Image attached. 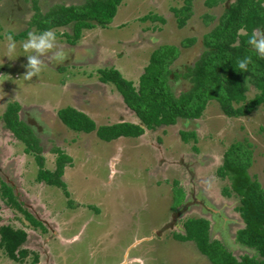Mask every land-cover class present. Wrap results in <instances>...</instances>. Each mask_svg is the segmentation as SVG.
<instances>
[{
	"label": "rangeland",
	"instance_id": "rangeland-1",
	"mask_svg": "<svg viewBox=\"0 0 264 264\" xmlns=\"http://www.w3.org/2000/svg\"><path fill=\"white\" fill-rule=\"evenodd\" d=\"M85 1L0 0V114L8 102L25 107L50 104L66 108L73 101L70 91L74 89V94L82 91L88 98L83 106L90 107L87 110L96 119L97 127L104 124L105 115L116 117L117 112L106 107L107 99L93 94L92 81H98V76H94V52H91L92 63L89 61L83 66L70 63L69 55L63 63L50 59L46 63L42 57L45 68L39 76L31 80L23 77L26 55L30 53L23 51L21 42L29 31H42L36 29L38 22L35 21L50 8L71 5L77 9ZM186 1L188 17L180 29L175 28V17L170 16L168 8H181L186 5L184 0H123L108 22L99 26L91 21L89 27L80 28L76 39L70 24L50 29L57 33L58 47L67 40L80 46L86 42L88 50L94 43L92 38H97L102 45L97 58L105 59L103 63H106L109 56L112 60L117 54L113 60L115 67L105 69L116 70L126 81L135 80L153 50L177 51L179 61L171 66V62L166 63L163 77L168 91L177 94L187 85L182 80L172 86L169 84L174 80L170 79L171 75H175L181 65L192 63L199 56L201 40L199 42L198 38L212 27L223 7V4L207 7L206 0ZM146 14H165L166 20L161 28L158 27L157 42L134 47L129 39L131 43L126 45L127 50L120 53L124 46L118 45L121 38L123 42V38L137 29H146L148 33L152 31V25L159 26L157 21H142ZM9 33L14 37L20 35L15 38L17 50L11 59L6 56ZM135 60L138 62L136 68ZM253 93L254 90L248 87L245 98H250ZM112 108L116 110L114 106ZM183 120L178 118L176 125L159 129H143L136 137L116 138L115 142L100 141L92 131L81 135L61 125L62 132L67 129L68 133H62V137L58 135L61 142L53 151L54 156L49 157L46 149L41 151L39 169H52L56 158L64 156L69 166H66L67 170L64 171L65 166L61 170L63 188L32 181L38 167L29 153L22 154L23 144L16 142L12 147L14 153L22 152L14 157L20 161L24 158L22 178L26 183L28 180L34 183L18 191L22 203L16 202L39 226H31L20 211L0 199V226L21 230L23 241L13 252L25 250L23 256H17L18 260H12L0 249V264H210L191 241L176 239L177 234L183 233L181 224L187 218L206 219L208 240H217L234 257L253 256L251 249L234 241V232L237 227H242L234 211L237 197L232 192L227 196L220 194L228 182L217 177L215 169L228 144L248 143L250 164L246 172L264 187V103L246 116L227 118L211 100L198 118L187 120L190 124L183 125ZM5 130H2V138L0 134V142L8 139ZM178 130L187 131L185 142L179 139ZM141 135L146 138L142 140ZM146 139L150 143H146Z\"/></svg>",
	"mask_w": 264,
	"mask_h": 264
},
{
	"label": "trees",
	"instance_id": "trees-1",
	"mask_svg": "<svg viewBox=\"0 0 264 264\" xmlns=\"http://www.w3.org/2000/svg\"><path fill=\"white\" fill-rule=\"evenodd\" d=\"M123 0H87L75 7L50 8L35 21L36 29L45 30L50 27H62L70 24V31L76 39L80 28L89 27L91 21L99 26L104 25L112 17L116 6ZM223 3L222 11L216 22L207 32L201 35L202 51L191 66H185L181 74L171 75L186 79L189 87L174 95L169 92L163 80L165 66L174 59L177 51L158 48L149 55L147 65L137 76L136 84L121 79L113 69H96L98 81L113 86L119 94L122 103L138 120V124L116 123L114 125L95 127L94 123L84 114L67 106L57 111L60 122L74 131H93L102 141H109L119 136L136 137L143 129H154L161 126H171L176 120H192L200 116L205 104L214 101L220 113L227 118L242 117L252 112L264 103V59L256 57L254 50L247 44L248 36L253 29L264 30V0H218ZM215 0L204 4L210 7ZM34 2H32L33 4ZM178 9L168 8L175 17V26L180 28L188 17V2ZM173 10V11H172ZM209 20L211 17L206 16ZM163 24L164 17L159 15H143L142 21ZM152 29L159 26L152 25ZM25 33L21 34L24 35ZM18 34L14 38H18ZM66 38V37H65ZM67 44H74L72 41ZM182 42V41H181ZM180 42V43H181ZM161 50V48H159ZM253 56V64L248 72H240L237 60L245 55ZM251 87L252 96L245 98V93ZM17 104L7 103L0 114L2 126L11 136L23 144V152L29 153L38 170L35 179L46 185L63 188L59 179L64 156L56 158L52 170L39 169L41 165L40 148L28 128L16 117ZM187 131H177L179 139L186 140ZM188 134V133H187ZM194 138V135L193 137ZM194 140V139H192ZM54 151V150H52ZM250 164V149L248 143L233 142L222 152L220 164L215 169V175L225 178L227 187H222L220 194L229 195L232 192L237 197L234 211L238 214L242 227L234 232V241L249 248L253 256L242 254L234 257L229 250L217 240H208V222L203 218H187L181 226L183 233L176 235L181 241H191L199 254L210 264H264V187L251 179L246 169ZM0 199L8 206H14L33 226H39L29 214L21 210L19 204L9 189L0 184ZM24 238L21 230H12L8 226H0V249L9 259L15 260L23 256L24 249L14 253ZM34 259V258H33ZM32 259V260H33Z\"/></svg>",
	"mask_w": 264,
	"mask_h": 264
},
{
	"label": "crops",
	"instance_id": "crops-1",
	"mask_svg": "<svg viewBox=\"0 0 264 264\" xmlns=\"http://www.w3.org/2000/svg\"><path fill=\"white\" fill-rule=\"evenodd\" d=\"M216 4H223V3L219 2L218 0H216V2L213 3L212 5H216ZM168 13H170L169 9H168ZM162 16L166 20L165 14L162 15ZM170 16L172 17L171 13H170ZM162 25L163 24H159V27L161 28ZM184 25H185V23L180 28H182ZM175 28H177V27H175ZM147 30H149V29H147ZM151 30H152L151 32L147 33L146 29L143 30V31L137 29V31L134 32L133 34H131L129 37L123 38V42H122V38H121L119 40V42H118L119 43L118 45L123 44L124 46H123V48H122L120 53H123V50H127L126 45H128V43L129 44L131 43V41H129V39L132 40V45L134 47H142V46L147 45V44L153 45L158 40L159 34H157V32L159 33L160 30L159 29L158 30L151 29ZM200 37L198 38L199 42L201 40ZM92 40H93L94 43H91V47L88 50L86 49L88 47V45H86V42L85 43L83 42L81 44V46H80L79 44H76V43L75 44H67L66 42L63 41L64 43H61V47L63 49H67L68 50L66 53H67V56L68 55L71 56L70 57L71 59H69V61L72 64H75V65H78V66H83L84 63L85 64L89 63V61L92 63L91 52H94L93 54H95V56H96L95 59H94V63H95V66H96L95 69H99V68H104L105 69V68H109V67H115L113 60L116 58L115 56L117 54H115L114 59H112V60L110 59V56H109V58L106 61V63H103L105 61V59H98L97 58L98 57V53L97 52H99V50L102 49V45L100 44V42L98 43L97 38L96 39L92 38ZM93 45H94L95 49L93 48ZM105 50L106 49H104V51ZM177 50H178V48H177ZM129 51L130 50L126 51L124 54L128 55ZM201 51H202V46L199 47V52L201 53ZM86 57H88V58H86ZM197 58H198V56L195 58V60ZM43 59L47 63L48 62L47 59H49V56H45V57H43ZM176 61H179V56H177V54L174 57V59L171 61L170 66L172 65V63H174ZM137 63L138 62L135 60L136 66L134 68L137 67V65H138ZM192 63H188L186 65H181V69L175 70V71H177L176 73H178V74L183 73L184 67L185 66L189 67V66L192 65ZM141 72H142V70L140 69L139 72H138V75ZM94 76H96V73L94 74ZM170 79H172V78H170ZM136 80H137V77L135 78V80L133 79L132 81H129V80L128 81L131 82L132 85H135L136 84ZM182 80L187 85L186 88L184 89V90H186L189 87V84H188L186 79H183L181 77H178L176 80H170L169 84L176 85V84L179 83V81H182ZM92 87H93V90H94L93 94L94 95L98 94L97 97L99 96L100 98L105 97L107 99V102H106L107 106L106 107H108L110 109V111L117 112L116 113V117L113 116V115H112V117H109V115H105V118L103 120L104 124L101 125V126H107V125H109V123H124V122L131 123V124H138V120L133 115V113L128 108H126V106L122 103L119 94L115 91V89L113 88L112 85H110L108 83H101V82H99L97 80H93L92 81ZM104 88H107V90L106 91H102V89H104ZM73 90L70 91V96L72 97L73 101H71L68 106L71 107L72 109L84 114L87 118H89L91 121H93L94 126L97 127L96 123H95L96 119L87 110V108L89 106L88 105H87V107L83 106L84 102L88 98H86L84 96V93L82 91L79 92L80 94H77V93L74 94ZM184 90H181V91H184ZM181 91H179V92H181ZM179 92H177V94ZM173 94L177 95L175 92H173ZM74 95L75 96L78 95L79 97H74ZM92 98H96V96L92 97ZM54 106H52L50 104H46V105L31 104L28 107L19 105V106H17V111H16V117H17L18 121L23 123L28 128V130L30 131L31 135L38 142V144H37L38 147L39 146L43 147L42 150L40 149V153H41V151L45 152V149H46V153L48 154L49 157L50 156H54V153H53L52 150H55V148L59 147V144H60L59 142H61V141H60V137L58 135L61 134V137H62V133H68L67 129H65L64 126H63V128L66 131L62 132L60 127L63 124L60 122L59 118L57 117V111L60 110V107H58L57 105H54ZM112 106H114V109H116V110H113ZM109 109H107V110H109ZM193 120L194 119H192L191 121H193ZM188 123L190 124V121L189 122L187 120H183L182 121L183 125H186ZM173 125H176V124H173ZM159 128L160 127H156V129H159ZM0 129L5 130L4 127L2 126L1 120H0ZM2 130H0L1 138H2ZM54 130H55V133L52 132ZM5 131L8 132L7 130H5ZM74 132H77V133H79L81 135L84 134V132L81 133L80 131H74ZM91 133L94 134L93 131ZM142 135L140 136V138L143 140L146 137L143 138ZM95 137H96V135H95ZM1 138H0V140H2ZM117 138H124V137L123 136H119ZM4 139H6V138H4ZM115 140H116V138L112 139L110 141L115 142ZM69 141H71V137L69 138ZM16 142H19V141L15 140L11 136V134L9 132H8V139L7 140H3V142H0V170H1L0 171V184L5 186V187H7L9 189L10 193L12 194V196H15L16 199H17V200L15 199V201H18V202L22 203V201L20 200V195L18 194V191L19 190L23 191L22 190L23 188L24 189L27 188L29 186L30 180H28L29 182H27V183L24 182V180L22 178V175H21L22 171L25 170L24 169V165H25L24 164V158L21 157V161H20V159H15V157H14V154H18V153L22 152V151H18L16 153H14L12 147L14 146V144H16ZM104 142H107V141H104ZM41 143H42V145H41ZM146 143H150L149 140L146 139ZM76 144H79V142H76ZM154 145H156V144L154 143ZM22 154L24 155L25 153H22ZM43 155H44V153H43ZM66 166H69V165L67 163H64L63 164L64 171L67 170ZM52 169H50V170H52ZM60 177H62V176H60ZM60 177H59V179H60ZM32 178H33L32 181L35 182L36 180L34 179V177H32ZM36 183H37V181H36ZM39 183H43V182L39 181ZM31 184H34V183H30V185ZM47 186H49V185H47ZM21 207L24 209L23 206H20V208ZM239 228H240V226L237 227V229H239ZM207 235H208V230H207Z\"/></svg>",
	"mask_w": 264,
	"mask_h": 264
},
{
	"label": "clouds",
	"instance_id": "clouds-1",
	"mask_svg": "<svg viewBox=\"0 0 264 264\" xmlns=\"http://www.w3.org/2000/svg\"><path fill=\"white\" fill-rule=\"evenodd\" d=\"M57 40V33L50 28L40 32L29 31L27 33L26 39L21 42L23 51L30 53L26 55L24 79L31 80L44 70L45 62L42 57L49 56V59L55 63L64 62L67 55L63 48L58 47ZM6 41V56L11 59L16 53L17 42L11 33L7 34ZM247 44L254 50L257 58L264 59V30L253 29L251 35L248 36ZM253 62V56L249 54L239 58L237 66L240 72H248L249 65Z\"/></svg>",
	"mask_w": 264,
	"mask_h": 264
},
{
	"label": "flooded vegetation",
	"instance_id": "flooded-vegetation-1",
	"mask_svg": "<svg viewBox=\"0 0 264 264\" xmlns=\"http://www.w3.org/2000/svg\"><path fill=\"white\" fill-rule=\"evenodd\" d=\"M57 238H58V235H57Z\"/></svg>",
	"mask_w": 264,
	"mask_h": 264
}]
</instances>
